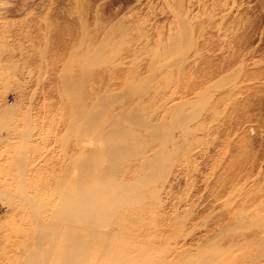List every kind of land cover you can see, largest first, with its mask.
<instances>
[{
	"label": "rangeland",
	"instance_id": "rangeland-1",
	"mask_svg": "<svg viewBox=\"0 0 264 264\" xmlns=\"http://www.w3.org/2000/svg\"><path fill=\"white\" fill-rule=\"evenodd\" d=\"M0 264H264V0H0Z\"/></svg>",
	"mask_w": 264,
	"mask_h": 264
}]
</instances>
